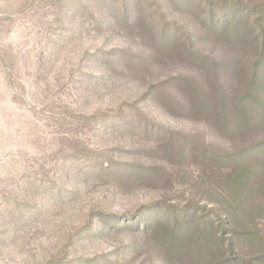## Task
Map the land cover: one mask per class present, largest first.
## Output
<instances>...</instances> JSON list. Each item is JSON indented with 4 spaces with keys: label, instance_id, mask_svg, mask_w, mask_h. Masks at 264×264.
I'll return each mask as SVG.
<instances>
[{
    "label": "rangeland",
    "instance_id": "obj_1",
    "mask_svg": "<svg viewBox=\"0 0 264 264\" xmlns=\"http://www.w3.org/2000/svg\"><path fill=\"white\" fill-rule=\"evenodd\" d=\"M0 264H264V0H0Z\"/></svg>",
    "mask_w": 264,
    "mask_h": 264
},
{
    "label": "trees",
    "instance_id": "obj_2",
    "mask_svg": "<svg viewBox=\"0 0 264 264\" xmlns=\"http://www.w3.org/2000/svg\"><path fill=\"white\" fill-rule=\"evenodd\" d=\"M238 179H239V176H236V178L233 179V180H234L233 182L236 183V181H237ZM248 187L250 188V186H248Z\"/></svg>",
    "mask_w": 264,
    "mask_h": 264
}]
</instances>
